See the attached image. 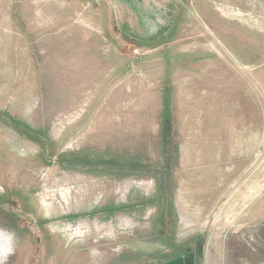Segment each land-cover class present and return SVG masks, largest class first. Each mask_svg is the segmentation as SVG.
Wrapping results in <instances>:
<instances>
[{
	"label": "rangeland",
	"instance_id": "374dc122",
	"mask_svg": "<svg viewBox=\"0 0 264 264\" xmlns=\"http://www.w3.org/2000/svg\"><path fill=\"white\" fill-rule=\"evenodd\" d=\"M182 255L264 264V0H0V264Z\"/></svg>",
	"mask_w": 264,
	"mask_h": 264
},
{
	"label": "crops",
	"instance_id": "0c3cea01",
	"mask_svg": "<svg viewBox=\"0 0 264 264\" xmlns=\"http://www.w3.org/2000/svg\"><path fill=\"white\" fill-rule=\"evenodd\" d=\"M158 264H196L194 260L187 255L178 258L169 259Z\"/></svg>",
	"mask_w": 264,
	"mask_h": 264
},
{
	"label": "trees",
	"instance_id": "16d2710c",
	"mask_svg": "<svg viewBox=\"0 0 264 264\" xmlns=\"http://www.w3.org/2000/svg\"><path fill=\"white\" fill-rule=\"evenodd\" d=\"M167 122H168V120H165V121H164V125H165V126H166V123H167Z\"/></svg>",
	"mask_w": 264,
	"mask_h": 264
}]
</instances>
